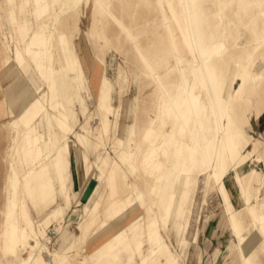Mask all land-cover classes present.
I'll return each instance as SVG.
<instances>
[{
  "label": "rangeland",
  "instance_id": "rangeland-1",
  "mask_svg": "<svg viewBox=\"0 0 264 264\" xmlns=\"http://www.w3.org/2000/svg\"><path fill=\"white\" fill-rule=\"evenodd\" d=\"M199 2L192 14L196 30L214 50L207 61L214 63L222 98L241 129L242 181L255 213L263 214L264 130L253 122L264 111V0H223L220 16L216 7L223 4ZM171 4L183 18L180 1ZM177 26L165 0H0V264H34L22 242L14 252L5 249L14 184L32 223L30 244L46 248L47 264H241L210 168L193 173L188 185H176L171 170L167 196L174 191L183 198L180 213L163 225L169 163L161 134L167 136L176 120L163 91L174 99L182 75L190 82L191 68L201 65ZM32 63L67 75V115L63 98L41 81ZM194 94L217 129L207 89L198 85ZM66 116L72 121L66 133L67 203L56 187L52 157L61 141L47 139L49 120ZM159 117L166 121L162 128ZM231 172L226 164L222 184L250 243L252 264H264V237L253 228ZM95 176L100 180L94 192L82 200ZM152 226L158 238L149 240Z\"/></svg>",
  "mask_w": 264,
  "mask_h": 264
},
{
  "label": "bare ground",
  "instance_id": "bare-ground-1",
  "mask_svg": "<svg viewBox=\"0 0 264 264\" xmlns=\"http://www.w3.org/2000/svg\"><path fill=\"white\" fill-rule=\"evenodd\" d=\"M165 1L178 25L177 27L179 28L182 38L191 53L194 54V52H196L198 54L201 61L199 64L201 65H199L200 67H198V69L191 68L190 82H186L182 75L184 85L174 99L172 97L170 98V95L168 96L167 91H163L168 97V113L176 118L171 124L170 133L165 137H163L164 133L161 134L163 139L160 149L164 159L169 163V166L165 168L164 176L165 197L162 203L163 225L164 227L168 226L169 220L176 217L177 213H180V201L183 198L181 195L174 196V191L167 196L166 188L171 170H175L172 177L176 185H188L193 182V173H202L210 168V177L214 179L215 186L221 196V203L227 224L237 240L236 246L241 264H252L250 258V243L248 242L244 229H242V226L231 209L228 195L222 184V176L226 164L232 171L233 179L240 187L242 204L246 206L247 212L253 217L252 221L254 223L252 224H254V227H252L263 237L264 213L258 215L255 213L251 199L242 181L243 159L238 146L241 129L238 122L232 116L227 103L222 98L221 80L217 74L216 67L212 60L207 61L214 50L204 45L201 34L196 30L195 25L197 20L192 14L193 11L199 9L200 2L199 0H179L183 8V18H181L174 12L171 0ZM217 2L218 4H223L222 6L216 7V13L220 16L224 2L223 0H217ZM102 6L105 8L107 7V5L103 3ZM20 64H22V61H20ZM198 85L207 89L210 107L208 108L211 109L214 115V123H216L217 129L216 127L213 129L209 125L208 117L205 115V105L200 103L198 97L194 94V89ZM182 94L185 95V99L181 98ZM39 104L40 103L37 102L38 106ZM158 119L160 128L164 127L166 121L162 120L160 117ZM177 120H182V126H178V128ZM188 120H191L193 123L192 130L188 128ZM184 127H186V129L188 128V142L184 141ZM215 134H218L217 136L219 137L216 150H214ZM168 146L173 148L171 152H169ZM213 160L215 161L214 165H212ZM224 161H226V164H224ZM91 166L97 168V163L91 162ZM86 174H90L88 169ZM91 179H96L95 184L87 193L86 190H84L82 200L90 198V195L97 186V182L100 180V176H95ZM84 204H87V201L84 202ZM58 211L59 209L54 211L53 215ZM7 216L9 223L5 233V249L14 252L16 242H22V244H25V247L30 250L31 260H33L34 264H47L44 262L48 254L46 248L41 247L37 241L35 245L30 244L32 238V223L29 220L27 211L19 196L17 184H14L12 187L10 201L7 206ZM157 238V228L154 226L150 227L149 240ZM53 256L57 258L56 254H53Z\"/></svg>",
  "mask_w": 264,
  "mask_h": 264
},
{
  "label": "crops",
  "instance_id": "crops-1",
  "mask_svg": "<svg viewBox=\"0 0 264 264\" xmlns=\"http://www.w3.org/2000/svg\"><path fill=\"white\" fill-rule=\"evenodd\" d=\"M18 66L21 67L23 71L28 73V67L29 66L24 64V62H22V64H19ZM32 66L34 67V70L39 75L41 81L43 83H45L46 86L51 85L54 89L55 94H59V96L61 98H63V100L65 102V108H66L65 114L67 115V75L66 74H55L54 69H53L52 73H50V71H51L50 65H46L45 67H42L41 64L32 63ZM63 67H64L65 73H67L66 57H65V60L63 63ZM29 78L32 82H35L32 76H30ZM40 89H41V86H38L37 91H39ZM23 91L25 92V90H23ZM60 97H59V99H60ZM70 122H72V121L68 122L67 116L65 119H61L60 117H58L56 120L55 119L49 120L48 125H50V126L48 127V131H50V132L48 133V138H47L48 140L61 141L58 146L54 147L52 157H53V162H54L53 165H54L55 169L57 170V174L59 175V181H58L56 187H57V190L59 191L60 195L62 196V198L65 200L66 203L69 202L70 198H71L70 189L68 187V181H67V167L70 163V150H69L68 141L66 139V133H67V131H69L71 129L68 125ZM77 122L78 121H74L73 123H77ZM83 124H84V121L82 123H79L80 130L75 131L74 135L80 134V132L82 131L81 126ZM253 124L258 129L264 130V111L259 116H257L256 118L254 117ZM56 125L59 126L58 130L56 128L52 127V126H56ZM56 130H57V132H56ZM75 139H77V138L75 137ZM60 146L64 147L62 153H60L57 150V148ZM89 148H90L89 145L85 146V149L87 151H90ZM94 162H96V161H94ZM27 175H29V173ZM25 184L26 185L30 184L28 176L25 177ZM229 189H230V187H229ZM230 192H231V195L233 196L232 189H230ZM24 207H25V205H24ZM25 209H26V207H25ZM26 211H27V209H26ZM27 214H28V212H27Z\"/></svg>",
  "mask_w": 264,
  "mask_h": 264
},
{
  "label": "water",
  "instance_id": "water-1",
  "mask_svg": "<svg viewBox=\"0 0 264 264\" xmlns=\"http://www.w3.org/2000/svg\"><path fill=\"white\" fill-rule=\"evenodd\" d=\"M95 184V180L94 179H90L86 185V193L89 191V189H91L93 187V185Z\"/></svg>",
  "mask_w": 264,
  "mask_h": 264
}]
</instances>
